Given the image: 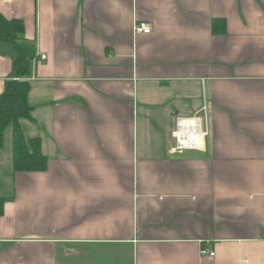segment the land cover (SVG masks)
I'll use <instances>...</instances> for the list:
<instances>
[{"label":"crops","instance_id":"1","mask_svg":"<svg viewBox=\"0 0 264 264\" xmlns=\"http://www.w3.org/2000/svg\"><path fill=\"white\" fill-rule=\"evenodd\" d=\"M0 13L34 45L18 123L47 158L13 171L4 128L0 264H264V0H0ZM11 53L0 42V92ZM203 95L209 135L172 153L175 118Z\"/></svg>","mask_w":264,"mask_h":264},{"label":"trees","instance_id":"2","mask_svg":"<svg viewBox=\"0 0 264 264\" xmlns=\"http://www.w3.org/2000/svg\"><path fill=\"white\" fill-rule=\"evenodd\" d=\"M23 22L20 18H7L0 13V41L11 46V66L13 76L6 79L0 92V145L4 128L11 124L12 169L13 171L43 170L47 158L42 153L37 137L25 138L18 119L30 117L32 105L27 93L30 87L26 76L30 72L31 60L35 49L32 42L23 38ZM4 198L0 196V213L3 211Z\"/></svg>","mask_w":264,"mask_h":264},{"label":"built area","instance_id":"3","mask_svg":"<svg viewBox=\"0 0 264 264\" xmlns=\"http://www.w3.org/2000/svg\"><path fill=\"white\" fill-rule=\"evenodd\" d=\"M133 29L135 32L148 33L151 31V25L146 20L134 21ZM40 59L46 57L45 53H39ZM207 98L203 95L200 109L192 115L177 116L171 129L173 138L170 151L175 154H181L187 150L196 149L206 139L210 133V124L207 114ZM261 228L264 230V220L261 222ZM200 254L213 255V251L200 248Z\"/></svg>","mask_w":264,"mask_h":264},{"label":"rangeland","instance_id":"4","mask_svg":"<svg viewBox=\"0 0 264 264\" xmlns=\"http://www.w3.org/2000/svg\"><path fill=\"white\" fill-rule=\"evenodd\" d=\"M0 42H3V41H0ZM3 43H6V42H3ZM4 132H5L4 135H5V137L7 138V140H10V132H11V128H10V125H9V124L6 126V129H5ZM6 142H7V141H6ZM2 156H3V157H1V158H2V160H4L5 157H6V152H5V151L2 152ZM8 156H9V154L7 153V157H8ZM2 168H3V167H2ZM2 168H0V169H2Z\"/></svg>","mask_w":264,"mask_h":264}]
</instances>
